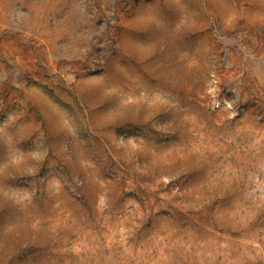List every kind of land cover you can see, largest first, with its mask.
<instances>
[{
  "label": "rangeland",
  "instance_id": "obj_1",
  "mask_svg": "<svg viewBox=\"0 0 264 264\" xmlns=\"http://www.w3.org/2000/svg\"><path fill=\"white\" fill-rule=\"evenodd\" d=\"M0 264H264V0H0Z\"/></svg>",
  "mask_w": 264,
  "mask_h": 264
}]
</instances>
